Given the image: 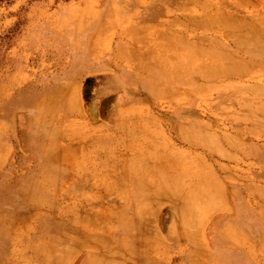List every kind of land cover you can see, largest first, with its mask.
Segmentation results:
<instances>
[{"label":"bare ground","instance_id":"bare-ground-1","mask_svg":"<svg viewBox=\"0 0 264 264\" xmlns=\"http://www.w3.org/2000/svg\"><path fill=\"white\" fill-rule=\"evenodd\" d=\"M227 20L229 18L223 15L221 25L230 21ZM193 22L200 25L197 20ZM257 30L259 34L258 27ZM251 36L248 33V37ZM253 39L257 41L258 37ZM237 40H234L236 44ZM122 41L116 42V49L103 55L97 54L96 44L84 46L83 59H74L76 65L82 60L102 62L105 65L102 74L111 77L103 78L100 92L120 94L111 106L112 117L105 128L93 126L92 121L86 119L81 95L75 88L76 77L80 74L76 65L60 77L49 78L51 74L48 73L41 78L39 92L34 96L15 102L10 100L7 117L12 135L19 143V136L29 137L31 144L24 148L23 160L32 159L36 167L24 172L10 191L14 209L0 210V264H260L257 255L264 247L256 245L255 240H264V226L249 222L251 216L242 211L246 207L244 199L240 204L237 201L241 192L247 196L246 204L251 206L248 202L254 198V205L258 206L255 196L258 189L252 187L250 178L244 175L234 178L229 173L230 163L237 161L235 155L224 152L221 145L215 148L219 144L214 145V139H209L200 128L197 132H175L172 142L182 145L173 147L153 138H146L145 142L134 138L133 142H128L125 128L129 109H122L126 101L130 103L128 98H132L129 95L133 93L134 98L141 101L146 99L142 97H148L166 105V87L195 81L214 83L215 93L212 94L219 101L226 96L241 95L250 88L238 85L228 88V85L216 86L215 83L249 79L241 77L248 64L239 68L241 61L233 62L230 56L227 58V52L226 58H220L218 53L208 56L200 53L195 56L203 61L195 68L173 72V67L166 68V54L153 60L149 56L148 59L139 58L135 51L123 55L121 50L126 47ZM186 43L184 47L190 51L192 48L186 47ZM245 49L241 52L249 57L252 52L247 51L251 48ZM161 52H167L166 46ZM106 56L108 59L102 60ZM130 67L135 70L136 78H128L122 69L131 73ZM256 75L254 77L260 78ZM262 88L257 90L263 91ZM257 90L250 100L249 96L247 100L243 97L240 109L251 110L252 105L264 114L262 91L258 93ZM214 105L215 102L211 103L210 108ZM118 106L121 108L117 109ZM132 109L135 111L134 106ZM136 111L140 113L137 108ZM143 112L149 117L148 110ZM231 121L234 126L236 121ZM256 121L259 126L260 121ZM21 122H27L26 130ZM122 133V137L119 136ZM224 139L228 146L239 150L243 158L251 155L247 146L228 137ZM208 140L212 146H208ZM202 154L214 162V167L212 164L203 166L199 160ZM106 190L117 193L125 205L117 210L109 209L104 196ZM1 203L8 205L5 199ZM235 209L240 214L233 215ZM239 237L243 242L252 240L249 256L247 247L233 244L232 240ZM171 247L176 250L172 252ZM77 254L80 256L73 261Z\"/></svg>","mask_w":264,"mask_h":264},{"label":"rangeland","instance_id":"rangeland-1","mask_svg":"<svg viewBox=\"0 0 264 264\" xmlns=\"http://www.w3.org/2000/svg\"><path fill=\"white\" fill-rule=\"evenodd\" d=\"M238 5L241 7L238 8ZM242 7L244 8L241 9ZM229 14L232 16L229 17ZM150 15L153 19L149 17ZM223 15L230 20H227L228 23L223 22L224 26L230 25L231 28L221 25ZM194 20L199 21L200 25L192 24ZM261 21L263 23H260ZM260 24H264V0L245 2L243 0H0V210L14 209L13 200L9 197L10 191L18 184L24 172L36 167L32 159L23 160L24 148L31 144L29 137L19 136L21 139L19 143L18 139L12 135L14 133L7 117L10 100L15 102L34 96L39 92L40 79L48 73L51 74L49 78H57L68 69H72L76 65L74 63L76 57L83 59L82 47L96 44L97 54L103 55L114 47L116 49V42L123 40L126 47L121 50L123 55L135 51L139 58L147 57L148 59L149 56L153 60L160 54L161 57L166 54V68L169 70L173 67V72L195 68L198 62L203 61L195 54L204 55L205 53L207 56L218 53L222 58L227 52L229 53L227 58L230 56L232 61H241L239 68H244L246 63L248 64L246 68L249 65L250 68L253 66L251 69L248 68L251 71L249 75L247 73L249 70L247 69L246 72L245 68V75L241 76L243 79L245 76L249 77V79L245 78L248 81L236 78L229 82L215 83L216 86L228 85V88L235 85L250 88V91H245L238 96H226V99L219 101L218 97L212 94L215 93L212 88L214 83L195 81L185 83L183 86L166 87V105L148 97H142L146 99L141 101L134 98L133 93L129 95L132 98H128L130 103L126 101L122 109H129L128 123L125 128L128 142H133L134 138L136 140L141 138L143 142L146 138H153L166 141V145L173 147L182 145L180 142H172L171 139L175 140L172 138L175 132H192V130L197 132L200 128L204 131V135L209 136V139L210 137L214 139V145L219 144L214 146L215 148L221 145L220 148H223L224 152L235 155L237 161L230 163L232 169L229 173L234 178H239L241 175L250 178L252 187L258 189L255 196L259 205H254V198H251L253 201L248 202L253 208L246 204L247 196L241 195L243 194L241 192L237 201L240 204V200H245L243 203L246 207H243L242 211L251 216L249 222L264 226V114L256 107L254 109L252 105L251 110L240 109L239 105L244 100L243 97L247 100L249 96L248 100H250L255 89L259 87H263V91L258 89L256 92L262 91V101H264V62H262L264 61V37L262 36L264 32H261L264 25ZM249 28L254 30L251 31ZM248 33L252 36L248 37ZM232 34L238 35V38ZM255 37H258L257 41L253 39ZM239 38L245 43L240 42ZM234 40L239 42L237 43L239 47ZM258 40L261 42L259 43ZM185 43L188 44L186 47L191 46L190 51L184 47ZM260 44L263 46L261 47ZM165 46L169 55L167 52H161ZM240 47L242 49L245 47V51L248 47L251 48L247 52L250 51L253 54L250 53L247 57L248 55L244 53V56L242 53L244 50ZM230 52H233L236 57ZM239 57L245 58L240 60ZM103 59H108V56ZM79 63L80 65H76L77 68H75L80 72L76 77L75 88L81 95L82 109L86 113V119L88 118L89 122L92 121L93 126L105 128L112 117L111 106L120 98V94L100 92L103 78L111 77V75L102 74L103 66H105L102 62L97 59L89 60V62L82 60ZM258 66L259 68H256ZM238 67L236 66V69ZM122 69L128 78H136L132 67L129 68L131 73L125 68ZM252 71H254L253 74ZM256 74L260 78L254 77ZM172 75L180 74L172 73ZM214 102L215 105L210 108L211 103ZM131 106L135 107V111ZM120 108L117 107V109ZM136 108L140 113H137ZM144 109L149 111V117L143 112ZM231 119L236 121L234 126L231 125L233 123ZM256 120L260 121L259 126L256 125ZM24 123L21 122L23 129L26 130L28 125L27 122ZM2 126H5V130ZM261 133L263 135H258ZM122 135L123 133L119 136L122 137ZM223 136L234 139L239 142V145L247 146V149L251 150V155L243 158L244 155L239 150L228 146ZM208 146H212L209 140ZM9 148L10 151H8ZM1 154L6 157L4 158ZM199 160L202 161L203 166L212 164L211 166L214 167V162L206 158L204 154L199 157ZM243 161L246 163L241 164ZM109 191L106 190L104 194L106 202L111 207L109 209L117 210L123 207L125 202L122 197ZM4 199L8 202L7 206L1 203ZM236 213L240 214L237 209L234 210L233 215ZM238 240H232L234 241L232 243L234 245L240 243L247 247L246 254L249 256L252 240L243 242L241 237ZM255 241L256 245L261 244L264 247V240ZM173 249L176 250L175 247H171L172 252ZM262 254L264 250L259 256L257 255L260 264H264V257L260 256ZM79 256L80 254H77L73 261ZM174 260L173 263L176 262Z\"/></svg>","mask_w":264,"mask_h":264}]
</instances>
